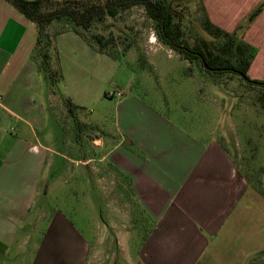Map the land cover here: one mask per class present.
Returning <instances> with one entry per match:
<instances>
[{"label":"crops","instance_id":"crops-1","mask_svg":"<svg viewBox=\"0 0 264 264\" xmlns=\"http://www.w3.org/2000/svg\"><path fill=\"white\" fill-rule=\"evenodd\" d=\"M203 2L211 21L224 30L233 32L244 21L247 10L227 25L218 16L220 0ZM263 19L264 10L243 31L255 48ZM59 26L52 24L48 32ZM36 40L34 23L0 0V264H89L85 235L62 211L46 210L56 158L71 160L56 151V139L46 129L47 118L56 115L55 93L32 58ZM53 48V69L57 48L97 53L71 31L59 34ZM259 55L257 48L248 75ZM122 96L117 95L118 137L99 141L97 147H110L96 165L112 160L149 219L138 264H264V191L238 168L226 131L197 135L141 96ZM39 221L46 227L35 240Z\"/></svg>","mask_w":264,"mask_h":264},{"label":"rangeland","instance_id":"rangeland-1","mask_svg":"<svg viewBox=\"0 0 264 264\" xmlns=\"http://www.w3.org/2000/svg\"><path fill=\"white\" fill-rule=\"evenodd\" d=\"M201 2L205 6L203 0H178L173 4L186 25L190 24L184 27L190 44L195 35L207 37L199 23L203 15ZM262 2L220 0L216 7L227 25L243 17L241 25L246 29L252 9ZM257 25L254 35L261 41L257 47L260 55L249 77L264 80V19ZM57 29L67 26L64 23ZM55 30H50L51 34ZM96 35L105 36V52L118 53L123 61L91 51L74 55L57 48L55 53V68L63 67L66 80L53 86L56 115L47 118L46 129L56 139V151L71 161L63 163V159L56 158L48 180L54 185L53 191L44 197L46 210L49 214L57 209L62 211L85 235L90 243L89 264H138L137 253L150 230L149 219L131 196L128 181L112 160L96 165V160L110 147H97L99 141L118 137V93L122 97L130 93L141 96L197 135L225 130L226 145L238 168L253 187L264 191L262 90L249 88L232 75L223 80L226 87L215 85L197 63L183 60L159 41L155 25L142 7L107 18L85 32L87 41L94 45ZM141 56L155 65L150 64L152 70L141 69ZM47 87L51 92L49 83ZM47 87L43 81V88ZM67 100L75 106L78 103L73 115L67 111ZM80 123L88 126L80 128ZM39 222L41 232L36 233L35 240L41 238L46 227Z\"/></svg>","mask_w":264,"mask_h":264},{"label":"trees","instance_id":"trees-1","mask_svg":"<svg viewBox=\"0 0 264 264\" xmlns=\"http://www.w3.org/2000/svg\"><path fill=\"white\" fill-rule=\"evenodd\" d=\"M28 21L37 27V40L32 58L40 73H43L54 93V85L63 81L61 69H53L51 65L54 39L61 33L71 31L82 39L97 53L115 61H123L118 53H108L105 36H94L95 45L89 43L85 32L94 24H100L107 18H116L121 13L135 7H142L147 18L153 21L157 38L168 49L189 63H197L204 75L215 85L225 86L227 75L239 78L249 88L262 90L264 102V80H252L248 71L257 55V48L244 40V26H238L233 32H228L215 25L209 18L205 6L201 3L202 18L200 27L207 37L195 35L193 44L186 39V25L183 16L177 14L173 4L178 0H4ZM264 10V2L259 4L248 16L251 24ZM64 24L67 29H57L53 34L48 28L54 24ZM185 24V25H184ZM60 27V26H59ZM247 27V26H246ZM110 27H106L108 30ZM143 70H152L145 56L139 58ZM69 114L73 115L77 106L66 101ZM80 128L86 127L80 123Z\"/></svg>","mask_w":264,"mask_h":264}]
</instances>
